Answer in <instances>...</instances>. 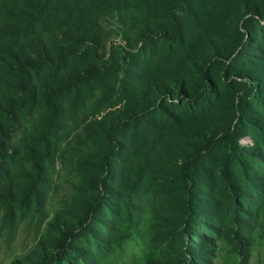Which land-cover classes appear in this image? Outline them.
Here are the masks:
<instances>
[{
    "label": "trees",
    "instance_id": "trees-1",
    "mask_svg": "<svg viewBox=\"0 0 264 264\" xmlns=\"http://www.w3.org/2000/svg\"><path fill=\"white\" fill-rule=\"evenodd\" d=\"M17 225L32 239L6 264H112L144 234L132 264H248L264 0H0V228Z\"/></svg>",
    "mask_w": 264,
    "mask_h": 264
},
{
    "label": "rangeland",
    "instance_id": "rangeland-1",
    "mask_svg": "<svg viewBox=\"0 0 264 264\" xmlns=\"http://www.w3.org/2000/svg\"><path fill=\"white\" fill-rule=\"evenodd\" d=\"M146 235H143L145 239ZM32 234L23 230L21 226H15L11 231V235L7 236L6 232L0 228V264H6L11 257L20 254L26 243L30 242ZM143 239L136 238L134 241L127 243L125 250L118 258V261H113L112 264H132L133 262L140 261L145 251V244ZM264 261V242L254 248L249 258L248 264H262ZM214 264H235V259L227 253L223 247L218 256L214 259Z\"/></svg>",
    "mask_w": 264,
    "mask_h": 264
}]
</instances>
